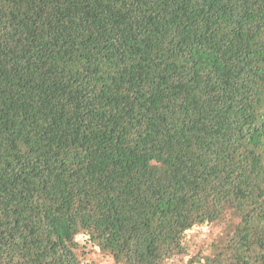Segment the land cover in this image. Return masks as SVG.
I'll list each match as a JSON object with an SVG mask.
<instances>
[{"label": "trees", "instance_id": "trees-1", "mask_svg": "<svg viewBox=\"0 0 264 264\" xmlns=\"http://www.w3.org/2000/svg\"><path fill=\"white\" fill-rule=\"evenodd\" d=\"M89 247L264 264V0H0V264Z\"/></svg>", "mask_w": 264, "mask_h": 264}, {"label": "rangeland", "instance_id": "rangeland-1", "mask_svg": "<svg viewBox=\"0 0 264 264\" xmlns=\"http://www.w3.org/2000/svg\"><path fill=\"white\" fill-rule=\"evenodd\" d=\"M236 222L232 219L224 220L220 223H214L205 225L194 231V241L196 242V248L193 250V255H199L201 252L207 254L208 246L219 236L225 233L228 228L235 225ZM86 263L87 264H116L111 257L101 254L96 249L89 247L86 249ZM181 264H189L187 262H181Z\"/></svg>", "mask_w": 264, "mask_h": 264}]
</instances>
